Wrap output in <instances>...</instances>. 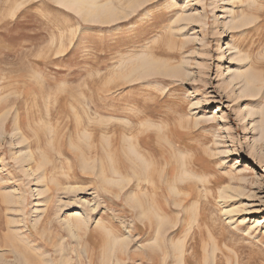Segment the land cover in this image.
I'll return each mask as SVG.
<instances>
[{
    "label": "rangeland",
    "instance_id": "1",
    "mask_svg": "<svg viewBox=\"0 0 264 264\" xmlns=\"http://www.w3.org/2000/svg\"><path fill=\"white\" fill-rule=\"evenodd\" d=\"M135 1L0 0V264H264V0Z\"/></svg>",
    "mask_w": 264,
    "mask_h": 264
},
{
    "label": "bare ground",
    "instance_id": "2",
    "mask_svg": "<svg viewBox=\"0 0 264 264\" xmlns=\"http://www.w3.org/2000/svg\"><path fill=\"white\" fill-rule=\"evenodd\" d=\"M95 0H93V1H91V0H59V2L61 3H63L64 5H67V6H70V8L72 7L74 10H76L78 13H81V15H83L82 13H84V14H86L87 15V17L89 16V17H93V18H95V20L99 17V19H100V17H101V14L105 17V16H107L106 14L109 12V10H111V8H109V10L107 9V5L109 6V4H106V6L105 5H102V4H99V5H102V6H98L95 2H94ZM131 1V0H130ZM139 1H141V0H139ZM136 1L134 0V3H135ZM109 3V2H108ZM130 3V2H129ZM134 3H133V6H134ZM139 3V2H138ZM136 4V3H135ZM142 3H140V5H141ZM143 4H144V2H143ZM139 4H136V6H138ZM111 7V6H110ZM132 7V6H131ZM132 8H135V7H132ZM143 8V7H142ZM142 10V9H141ZM120 11V10H119ZM106 13V14H105ZM131 13V12H130ZM126 14V13H125ZM128 14V13H127ZM85 15V16H86ZM100 15V16H99ZM109 15H111L112 16V14H111V11L109 12ZM84 16V15H83ZM88 17V18H89ZM109 17V16H108ZM93 18H91V20L93 19ZM106 18V17H105ZM111 17H109V19H110ZM102 20H104V18L102 17L101 18ZM111 20H112V18H111ZM99 22L101 21V20H98ZM107 21V18H106V20L104 21V22H106ZM109 21V20H108ZM107 21V22H108ZM100 23H102V22H100ZM142 64H144V62H142ZM142 64L140 65V66H142ZM148 64H151V63H149L148 62ZM153 65V64H152ZM147 66V63H146V65L145 66H142V67H146ZM156 66V65H155ZM141 67V68H142ZM153 67V66H152ZM146 68H148V67H146ZM150 68H151V65H150ZM154 68V67H153ZM158 68V67H157ZM162 68V67H161ZM163 70H164V68H162ZM162 69H161V71H162ZM140 70V69H139ZM142 71H143V69H141ZM151 70H153V69H151ZM156 70V69H155ZM154 70V71H155ZM166 70V69H165ZM146 71V70H145ZM150 71V70H149ZM134 72H135V70H134ZM156 72V71H155ZM154 72V73H155ZM167 72V71H166ZM166 72H164V73H166ZM168 72H169V70H168ZM168 72H167V74H168ZM146 72H144V74H145ZM148 73V72H147ZM157 73H159V72H157ZM157 73L156 74H154V75H157ZM143 74V75H144ZM160 74V73H159ZM151 75V74H150ZM164 75V74H163ZM166 75V74H165ZM256 89V88H255ZM255 89L253 88V92L255 91ZM249 92H250V90H249ZM253 96H256V95H254V93H253ZM263 136H264V132H263ZM145 168V167H144ZM146 169V168H145ZM103 173V172H102ZM103 176V175H102ZM104 179V178H103ZM134 198V197H133ZM132 198V200H134ZM132 200H130V201H132ZM137 202H138V200H136ZM140 202V201H139ZM138 202V203H139ZM131 204V203H130ZM141 205V204H140ZM144 205V204H143ZM137 207H139V206H135V207H133V208H137ZM143 206H141V208H142ZM140 208V209H141ZM140 212V211H139ZM143 212V211H142ZM75 214V213H74ZM140 214L142 215V213L140 212ZM85 219H86V216H85ZM84 219V221H86ZM80 222V221H79ZM86 224V223H85ZM88 224V223H87ZM69 225V224H68ZM70 226V225H69ZM68 226V227H69ZM73 227L74 228H77V226L75 227L74 225H73ZM70 228V227H69ZM119 244V243H118ZM122 244V242L120 243V245ZM124 244H125V242H124ZM117 245V244H116ZM115 246V245H114ZM119 246V245H118ZM120 247V246H119ZM121 249V248H120ZM180 264V263H179Z\"/></svg>",
    "mask_w": 264,
    "mask_h": 264
}]
</instances>
